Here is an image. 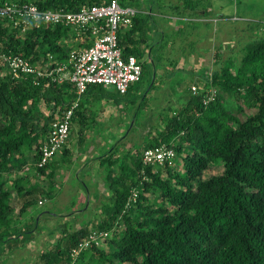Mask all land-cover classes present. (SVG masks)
I'll return each mask as SVG.
<instances>
[{"label": "trees", "instance_id": "16d2710c", "mask_svg": "<svg viewBox=\"0 0 264 264\" xmlns=\"http://www.w3.org/2000/svg\"><path fill=\"white\" fill-rule=\"evenodd\" d=\"M109 1L0 0V5L34 3L41 9L76 11L83 5ZM158 1L120 3L140 7L144 2L155 6ZM232 2L227 0L229 7ZM167 5L180 15H197L202 10L208 17L214 10L213 0H179ZM150 20L151 14L138 11L131 24L121 26L117 36L125 55L134 53L143 64L140 82L146 81V87L139 96L142 108L149 91L160 85L162 48L173 34L161 38L158 29L150 27L154 25ZM262 20L254 22L260 26ZM183 28L186 30L181 26L182 34ZM147 29L155 30L150 35ZM78 31L63 21L42 20H33L23 29L8 16L0 15V51L32 61L48 53L56 60H66L72 48L92 41L88 33L87 42L75 38ZM216 54L219 56V51ZM239 57L235 61L230 56L204 82L199 80L198 92L187 86V99L178 106L168 104L154 129L141 141H135V137L129 146L123 142L125 133H135L137 126L132 120L127 124L125 133L99 156L106 166L103 177L111 192L109 201L102 204L99 221L71 231L63 223L54 247L39 254L40 264H264V35L251 36ZM31 77L14 76L0 61V256L11 252L12 245L25 244L33 237L37 219L20 225V217L37 205L39 194L53 197L61 161L52 160L62 150L64 157L72 160L69 154L73 149L66 142L73 120L81 132L90 126L82 115L83 95L110 97L102 84H90L74 108L67 139L52 159L40 166V146L50 133L51 123L68 111L77 93L70 80L44 78L37 85ZM209 82L217 93L205 104ZM243 107L255 111L243 118ZM139 113L140 108L134 112L136 120ZM81 132L79 139H83ZM160 144L174 148L172 162L145 161L144 149ZM214 166L223 168L204 177V172ZM25 167L33 174H45L47 185L35 182L25 186L24 177L19 175ZM14 194L22 199L18 210L11 201ZM94 231L107 234L74 257V248Z\"/></svg>", "mask_w": 264, "mask_h": 264}, {"label": "rangeland", "instance_id": "374dc122", "mask_svg": "<svg viewBox=\"0 0 264 264\" xmlns=\"http://www.w3.org/2000/svg\"><path fill=\"white\" fill-rule=\"evenodd\" d=\"M237 7L238 11L235 10ZM226 14L230 19L224 21L222 26L220 23H215L216 17L210 16L206 17V20L203 19L205 22L211 21L207 24L209 32L212 31L211 35L210 33L208 35V31L205 34L204 27H197L195 29L190 27L189 23H186L187 32L183 31V34L175 32L174 34L176 35L166 39L162 48L164 55L161 62L162 66L158 69L160 85L149 91L150 93L147 94L148 96L144 101L143 108L141 107L142 101H140L139 96L141 91L146 87V81L136 82L128 90V93L120 95L112 92L114 88H108L107 91L110 92L109 99L97 98L95 104H99L104 108L107 104H110L107 101L111 100L114 103L108 107L114 106L112 109H109L114 114V117L109 121L111 126L115 127L117 122L120 121V115L124 116L125 113L127 115V124L132 120V125L137 126L135 133L130 131V133H125V129L123 128V134H127L126 140H123V142H126V146L132 144L135 137V141H141V138L150 129H154L153 125L156 124V121L158 123L160 120V112L162 110L166 111L165 107H168V104L174 103L172 105L174 107L184 102L189 92L187 86L191 87L193 84H198L199 80L204 82L208 77L207 75L212 74L216 68L224 65L225 60L230 56H234L235 61H238L243 46L251 36L257 34L264 35V22L260 26L254 22L256 18L264 20V0L262 2L260 0L259 2L256 0H242V2H237L236 5L232 2V5L227 7ZM171 20L174 22V27L180 25L178 23L180 19L178 21ZM179 22H184V20H180ZM162 28L165 31H170V25L168 26V24ZM163 33L164 31H160L161 35L158 36L161 37ZM218 51L219 56L216 54ZM229 100L234 104L233 99L230 98ZM139 108L140 113L137 116L139 123H137L135 122L137 120L134 112H138ZM243 109V118H245L246 113L255 111L253 108L243 107ZM95 125L100 129L99 132L104 139L108 141L113 138V142L115 141L113 135L116 133H114L113 129L106 134L104 132L106 124L96 121ZM101 126L104 127L101 128ZM77 127L72 126L71 128L69 140L66 142L68 146L73 147L77 143L80 132ZM104 139H101L103 141L101 144H104ZM82 145H79L80 148H78L77 153L80 154L83 162L85 160L84 154H93L98 148ZM88 161L89 164L83 163L81 165L83 169L81 172L74 173L70 170V173H67V168L71 167V165L64 162L60 169H56L55 178L59 184L55 187V195L48 199L39 194L37 196L39 198L37 205L32 206L29 211L20 217V225L23 222L32 224L35 218L37 219V225L33 229V237L25 242V244L12 245L11 252L0 256V264H40L41 258L39 254L44 250L46 251V249L54 247L59 234L65 226L68 231H71L86 223L93 226V224L99 221L103 213L102 204L109 201L111 192L103 177L106 166L96 161L91 162L92 160H89V158ZM176 161L177 159L174 161L175 164ZM25 168V170L19 171V175L24 177L25 186L35 182L40 183L42 186L44 184L47 185L48 182L45 181V174H38L37 172L33 174V170L27 171V167ZM222 168L223 166H214L204 172V177L218 173ZM78 187L80 188L79 192ZM87 191L90 192L88 193ZM88 194H91L89 199L86 197ZM21 200L20 198L18 199V195H13L11 201L16 210L22 205ZM63 223L66 225L63 226Z\"/></svg>", "mask_w": 264, "mask_h": 264}, {"label": "built area", "instance_id": "2783aa9c", "mask_svg": "<svg viewBox=\"0 0 264 264\" xmlns=\"http://www.w3.org/2000/svg\"><path fill=\"white\" fill-rule=\"evenodd\" d=\"M138 11L136 7L121 5L120 0L83 5L76 11L63 8L41 9L34 3L18 6L16 3L5 2L0 5V15L8 16L15 25L23 26V29L33 20L46 23L63 21L79 29L75 38L81 42H87L86 33L92 38L89 45L72 48L68 58L62 61L56 60L51 53L47 57L32 61L20 54L0 51V61L7 64L14 76L31 75L37 85L41 84L42 79L50 78L57 82L70 80L75 86L77 97L68 111L51 123L50 133L40 146L41 159L38 165H45L62 147L70 132V118L74 108L90 84H102L106 88L112 87L117 92L125 93L131 85L140 81L143 73L142 62L134 53L125 55L117 38L121 26L131 24ZM198 90L199 86L193 84L192 91L196 93ZM207 90L203 98L205 104L214 99L217 93L211 82ZM175 154L174 148L165 144L144 149V159L147 162L171 163ZM134 195H137L136 191ZM106 234L104 231L91 232L74 248L72 255L75 257L92 242L99 243Z\"/></svg>", "mask_w": 264, "mask_h": 264}, {"label": "crops", "instance_id": "0c3cea01", "mask_svg": "<svg viewBox=\"0 0 264 264\" xmlns=\"http://www.w3.org/2000/svg\"><path fill=\"white\" fill-rule=\"evenodd\" d=\"M256 1L259 2V0H256ZM262 1L263 0H260V2H262ZM169 2L177 3V2H179V0H165V1L164 0H159L155 6L152 5L149 2H144L142 5H140V7L132 5V4H129V5L133 6V7H136L139 11H143L144 13H148L149 15L151 14V19L152 20H150V22H152L154 25H150V27L151 28L154 27V28L158 29V31H159L158 35H160V31L161 32L164 31V33L162 35L163 37H164L165 34L167 35L170 32H173L172 35L168 36L169 38H172L171 36L176 35V34H174L175 32L180 33L179 31H180L181 26L186 28V23L187 24L189 23V26L193 27L195 29L197 27H199V28L204 27L205 34L207 33V31H208V35H209V33H210V35L212 34V31L209 32V28H208V25H207L211 21H206V22L203 21V19H205L207 17V15H205V13L202 10H199L198 11L199 14H197V15H186V14L180 15V13L179 14L175 13L174 10L171 9V7L170 8L168 7L167 4ZM213 2H214V10H213L212 14H214V15H212V16L216 17L215 23H217V24L220 23L221 26H222L224 24V21L228 20L227 19L228 16H223L222 14L226 13L227 7H229V5L227 3V0H213ZM233 3H235V5L237 4V2H235V1ZM235 10L238 11V7ZM171 19H174L176 21H178L180 19V20H184V22H179L180 21L179 20L178 23H180V25L174 27L173 26L174 22ZM186 20L189 21V22H187ZM167 24H168V26L170 25V31H165V30H163L164 28H162V27H165ZM187 29H188V27H187ZM153 30H155V29H152V30L151 29L150 30L147 29V32H148L147 34L152 35V33H153L152 31ZM185 32H187V30H185ZM162 36H161V38H163ZM150 49H151V47H150ZM150 49H149V53L151 51ZM154 75H155V73H154ZM104 98L105 99L106 98L109 99L110 97L107 96V97H104ZM96 100H97V98H96L95 95H91L89 93L83 95L82 102H83L84 105H83L82 115L89 120L90 126L83 127L82 132L80 130V132L82 133L83 139H79V138L78 139L79 140H84L83 143L77 141V143H75L73 145V147L69 146L71 149H73V152L71 154H69L72 160H69L67 157H64L65 154H64L63 150L58 153V155H57L58 157L57 156L54 157V159L52 161H57V160L61 161V162H58V165H60V166L57 167L58 169H60V167L62 166V163L64 162V163H68V164L71 165V167L67 168V170H68L67 173H70V170H72L74 173H76L78 171L81 172V170L83 171L81 165L83 163L84 164H89L88 163L89 162L88 158H89V160L90 159L92 160L91 162L96 161V162L101 163V161H100L101 158L99 156L102 154V152L105 150V148L109 147V145L112 144V142H113L112 139L113 138L111 140H108V141H107V139H104L102 134L99 132L100 129L98 128V126L96 127V125H95L96 121L100 122L101 124H106L107 125L106 127L101 126V128L102 127L105 128L104 132L106 134H108L113 129V131H115L114 133H116V134L113 135L115 140H117L118 137L122 136V134H123L122 130L125 129V125L127 124V122H126V117H127L126 113H125L124 116H121L119 114L120 117H121L120 121L117 122L115 127L111 126L109 121H110V119H112V117H114V114H112V112H110L109 109H112L114 106L111 107L112 106L111 105L110 108H108V107H109L110 104H114V103L111 100L107 101V103H110V104H107L106 107L104 108V107L100 106L99 104L98 105L95 104V102H97ZM83 116H81V119H83ZM98 118H99V121H98ZM72 126H78L76 121L74 122V120H73ZM77 128L79 129V126ZM92 134H93V136H92ZM125 136L127 137V135H125ZM126 137L124 138V140H126ZM99 138H101V139L103 138L104 139V144H101L103 141L101 139L99 140ZM81 144H83L82 146H85V147L89 146L91 148H93V147H97L98 148V150L93 152V154L92 153H90L88 155H87V153L84 154V159L85 160L83 162H82V158H81L80 154L77 153L78 148H80L79 145H81ZM66 146H68V145H66ZM69 155H67V156H69ZM58 184H59V182H58ZM79 191H80V188L78 187V192ZM87 192L89 193L90 191H87ZM54 195H55V193L53 192V196ZM90 195L91 194H88L86 197L89 199Z\"/></svg>", "mask_w": 264, "mask_h": 264}]
</instances>
